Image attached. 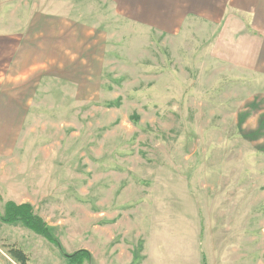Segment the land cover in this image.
I'll list each match as a JSON object with an SVG mask.
<instances>
[{
    "label": "rangeland",
    "instance_id": "obj_1",
    "mask_svg": "<svg viewBox=\"0 0 264 264\" xmlns=\"http://www.w3.org/2000/svg\"><path fill=\"white\" fill-rule=\"evenodd\" d=\"M1 1L0 62L20 36V53L40 56L30 42L66 31L79 61L43 77L58 88L36 91L22 124L0 122L36 152L19 178L0 172V212L8 196L30 198L66 252H90L84 264H103L116 244L128 264H264V81L217 74L202 28L157 35L114 0ZM21 16L32 25L14 24ZM57 17L74 23L50 25ZM13 245L27 264H67L43 237L0 220V249Z\"/></svg>",
    "mask_w": 264,
    "mask_h": 264
},
{
    "label": "crops",
    "instance_id": "obj_2",
    "mask_svg": "<svg viewBox=\"0 0 264 264\" xmlns=\"http://www.w3.org/2000/svg\"><path fill=\"white\" fill-rule=\"evenodd\" d=\"M116 6L130 11L125 16L136 22L145 24L157 35L166 37L176 36L182 28H202L195 31L199 42L208 44L206 52L210 58L218 61L220 70L217 74H228L230 76L245 78L250 81H264V0H114ZM1 5H10L9 2H0ZM21 7V6H19ZM24 7V6H22ZM25 9V8H24ZM58 8H56V12ZM132 12H137L132 14ZM139 12L145 13V19ZM64 15H68L67 13ZM25 16H21L18 26H31V22H23ZM44 19V18H43ZM43 19L41 21H43ZM59 24L74 23L69 18H50ZM10 24V23H9ZM13 24V25H14ZM5 23H0V26ZM194 32V31H193ZM68 31L55 35L54 40L41 46L40 37L38 41L30 42V49L39 52L40 56L20 53L23 45L27 44V38L16 40L15 50L11 52L10 43L7 45V59L0 62V122L12 121L21 123L27 116V107L35 106V92L44 95L46 90H55L56 84L43 86L41 80L44 76H60L68 74L73 70L75 61L73 56L74 47L66 43ZM203 35V36H200ZM35 39L37 36L34 37ZM67 38V37H66ZM14 39V38H13ZM46 45H50V52L46 54ZM18 53L14 56L13 54ZM12 55H11V54ZM5 55L0 52V55ZM46 54V55H45ZM74 58V59H73ZM79 58V57H78ZM4 59V57H0ZM73 59V60H71ZM11 60V61H10ZM17 60V62H16ZM11 62L13 67H11ZM217 63V62H216ZM213 66V65H212ZM216 74L214 68L211 74ZM42 77V78H41ZM32 79H34L32 81ZM235 79V78H234ZM30 81L32 83H30ZM53 86V87H51ZM34 87L31 95L27 96L29 88ZM39 93V94H40ZM222 95V94H221ZM224 100H231L230 96H223ZM260 113L255 112L253 119L258 123L257 117ZM251 116V115H250ZM264 123V115L260 119V125ZM20 126V125H19ZM254 132L255 138L261 137ZM26 138V137H24ZM21 137V132H0V172L11 171L9 178H19L17 171L29 170V165H35L36 152L34 147H26V139ZM264 138V136H262ZM30 157V159H28ZM25 159V161H22ZM29 160V161H28ZM12 200L16 203L31 202L30 198H15L8 196L6 201ZM40 215V214H39ZM42 216V215H41ZM43 217V216H42ZM114 239L113 235L107 237L108 241ZM110 251V250H109ZM8 255L0 249V264H7ZM132 261V255L128 254L121 244L112 248L111 254L107 253L103 264H128Z\"/></svg>",
    "mask_w": 264,
    "mask_h": 264
},
{
    "label": "trees",
    "instance_id": "obj_3",
    "mask_svg": "<svg viewBox=\"0 0 264 264\" xmlns=\"http://www.w3.org/2000/svg\"><path fill=\"white\" fill-rule=\"evenodd\" d=\"M0 220L7 224L19 223L43 237L59 249L67 264H84V262L90 263L91 261L90 252L86 249H78L70 253L66 252L57 236L53 233L51 226L45 222L43 217L35 212L33 205L28 202L16 203L12 200L6 201L3 213L0 212ZM8 255L18 264H27L28 262L26 252L15 245L9 249Z\"/></svg>",
    "mask_w": 264,
    "mask_h": 264
}]
</instances>
